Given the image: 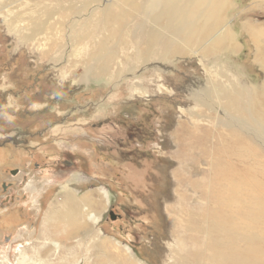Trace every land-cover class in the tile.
I'll return each mask as SVG.
<instances>
[{
  "label": "rangeland",
  "instance_id": "rangeland-1",
  "mask_svg": "<svg viewBox=\"0 0 264 264\" xmlns=\"http://www.w3.org/2000/svg\"><path fill=\"white\" fill-rule=\"evenodd\" d=\"M168 1L0 0V199L17 212L0 264H176L177 208L197 217L205 200L189 181L212 158L193 157L189 133L235 130L239 153L264 165V0H222L226 39L181 42L184 56L151 42L172 37L152 17ZM256 165L241 162L251 204ZM72 211L74 229L53 222Z\"/></svg>",
  "mask_w": 264,
  "mask_h": 264
},
{
  "label": "bare ground",
  "instance_id": "bare-ground-1",
  "mask_svg": "<svg viewBox=\"0 0 264 264\" xmlns=\"http://www.w3.org/2000/svg\"><path fill=\"white\" fill-rule=\"evenodd\" d=\"M221 1L169 0L166 10L161 13L162 15L153 14L152 17L153 19H159L158 23L160 24L163 16H165L167 18L166 28L172 32V37L163 35L161 31L157 30L151 35V42L158 50L161 49L162 54L165 56H184L188 50L181 47V42L185 43L186 46H192L197 40L202 43L212 35L215 37L213 39L217 40L215 44L221 45L225 38L224 33L227 32L222 35L221 32H218L223 23L221 17L223 11H220L222 7L219 5ZM156 4L157 2L151 1L152 6L156 7ZM137 11L142 13L143 10L137 9ZM224 95L226 94L224 93ZM221 130H216L213 133L212 129H207L204 134L200 132L189 133L192 139L191 145L198 150V156L193 154V157L198 158L199 161L209 158V156L212 158L210 160V170L208 172L204 171L205 173L203 172V177L200 180L190 179L189 181L190 186L195 191H199L201 198L205 200L196 212L197 217L193 218L194 221L192 220V213L188 211L187 206L182 205L183 208H177L176 213L187 215L188 219L182 226L175 227L179 233L178 238H180V243L177 242V245L181 249L176 248L178 260V262H175L176 264H264V165H260L252 158L239 153L240 140L235 130H230L228 138L223 135ZM212 134H215L217 139L212 148L208 150L205 143L209 141ZM185 149L186 152H182L183 155L185 154L184 157L190 156L189 147H185ZM247 151L250 153V150ZM241 162L247 164L257 163L258 199L253 204L250 200L246 201L240 196L241 184L245 183V177H248L246 171L241 170ZM184 176L187 175L183 169L179 168L176 171V177L182 178ZM66 199V206H70L72 210H75L77 208V197L71 194ZM89 201L92 202L91 199ZM238 202L243 207L240 213L242 216L240 222L236 220ZM173 211L175 212V210ZM73 213L74 211L71 215L68 212L69 216L67 215L62 223H60V220H56L58 217H54L55 221L53 222H58L60 226L65 223L67 229H74L78 219L77 213ZM90 217L96 219L95 213H91ZM198 233H205L204 239L198 237ZM189 237H191V240L188 241ZM182 240H184V243L181 242ZM55 245L58 246V243L55 242ZM183 250H185V253L180 252H184Z\"/></svg>",
  "mask_w": 264,
  "mask_h": 264
},
{
  "label": "flooded vegetation",
  "instance_id": "flooded-vegetation-1",
  "mask_svg": "<svg viewBox=\"0 0 264 264\" xmlns=\"http://www.w3.org/2000/svg\"><path fill=\"white\" fill-rule=\"evenodd\" d=\"M11 173L15 174L13 170L11 171ZM19 174H20V172L13 177L18 176ZM12 187L13 186H9V184L7 185L3 182L1 183V189H4V193H6L5 190H7L8 188H12ZM0 194H1V192H0ZM10 198L11 197H9V199H7V196H6V199H7L6 203H5V201L3 202L2 199H0V243H1V233H2V231H4V228L7 229L6 225L8 223L12 224V222H16V217H17L16 210L9 208V205H7L11 201ZM12 201H14V198L12 199ZM20 216H21V214H20ZM11 239H12V237H11ZM11 239L8 241H12ZM0 246H1V244H0ZM11 254H12V251H11Z\"/></svg>",
  "mask_w": 264,
  "mask_h": 264
},
{
  "label": "crops",
  "instance_id": "crops-1",
  "mask_svg": "<svg viewBox=\"0 0 264 264\" xmlns=\"http://www.w3.org/2000/svg\"><path fill=\"white\" fill-rule=\"evenodd\" d=\"M77 203H79V202H77ZM61 213H62V211H61ZM59 215H61L60 213H58ZM25 216V215H24ZM23 217V216H22Z\"/></svg>",
  "mask_w": 264,
  "mask_h": 264
},
{
  "label": "water",
  "instance_id": "water-1",
  "mask_svg": "<svg viewBox=\"0 0 264 264\" xmlns=\"http://www.w3.org/2000/svg\"><path fill=\"white\" fill-rule=\"evenodd\" d=\"M14 173H15V171H14Z\"/></svg>",
  "mask_w": 264,
  "mask_h": 264
}]
</instances>
